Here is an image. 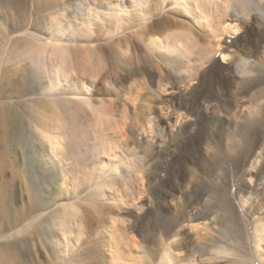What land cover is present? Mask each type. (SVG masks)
<instances>
[{"label":"bare ground","instance_id":"6f19581e","mask_svg":"<svg viewBox=\"0 0 264 264\" xmlns=\"http://www.w3.org/2000/svg\"><path fill=\"white\" fill-rule=\"evenodd\" d=\"M23 2L0 0V264H264V0Z\"/></svg>","mask_w":264,"mask_h":264},{"label":"rangeland","instance_id":"374dc122","mask_svg":"<svg viewBox=\"0 0 264 264\" xmlns=\"http://www.w3.org/2000/svg\"><path fill=\"white\" fill-rule=\"evenodd\" d=\"M26 1L27 0H24V2H23V4H22V6L20 7V8H18L17 9V7H16V13L18 12L19 13V15L21 16V18H22V20H24V18H26L24 21H28V18H29V16H30V11H29V8H28V5L26 4ZM15 10H14V8H9L8 10H6L7 12L5 13V15H6V17H8V19H10L9 21V25H11L12 23H11V19H12V17L15 15ZM25 12V13H24ZM21 13V14H20ZM156 17H159V18H161V19H163V20H168V21H173V20H175V17H173V16H171V15H169V13H167V11H161L160 13H158V15L157 16H155L154 18H156ZM8 25V23L7 24H5V25H1V26H5V28L7 27V26H9ZM131 29H126L124 32L125 33H128L129 31H130ZM239 33V31L237 32V31H235V33L234 32H232V33H230V34H228V36L229 37H227V40H230L231 38H233L234 36H235V34L237 35ZM221 53L219 52V53H217L215 56V58H216V60H218V61H221V62H223V64H226L227 63V59H222L221 58V55H220ZM98 79H100V81L99 80H97L98 81V84L101 86V83H102V77L101 78H98ZM103 84V83H102ZM92 91V92H91ZM90 91V95H92V96H95L96 94H97V90H96V88L94 87V89L93 90H91ZM94 94V95H93ZM8 176V177H7ZM5 177L6 178H10V177H12V174H11V172H9V170L7 171V175H5ZM16 181H18V178H16ZM21 199V198H20ZM19 199V200H20ZM19 205V204H18ZM20 206V205H19ZM83 207H85V205L83 206ZM86 212H88V214H87V223H89L92 219H93V215H90V213H89V211H86ZM2 221H1V219H0V227H1V223ZM88 232V231H87ZM81 245H83V246H86V244L85 243H83V244H81ZM83 246H80L81 248L83 247ZM87 247V246H86ZM88 247H90V250H89V252H90V254H89V256L93 259V263L92 264H107V262H106V260H104L105 258H106V253L105 252H103L102 250L100 251V249H99V251H100V253L99 254H101L100 255V257H101V259H100V257H98V255H97V257L95 256V254H94V248L91 246V244H89L88 245ZM80 248V249H81ZM36 249H37V247L35 246V245H31V252H32V256H33V258L35 259V262H36ZM92 250H93V252H92ZM104 254H103V253ZM43 255V254H42ZM99 258V259H98ZM103 258V259H102Z\"/></svg>","mask_w":264,"mask_h":264}]
</instances>
